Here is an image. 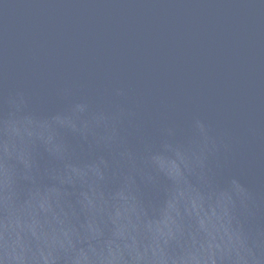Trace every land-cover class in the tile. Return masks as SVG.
<instances>
[{
    "label": "water",
    "instance_id": "obj_1",
    "mask_svg": "<svg viewBox=\"0 0 264 264\" xmlns=\"http://www.w3.org/2000/svg\"><path fill=\"white\" fill-rule=\"evenodd\" d=\"M6 178L28 264H264V0H0Z\"/></svg>",
    "mask_w": 264,
    "mask_h": 264
},
{
    "label": "clouds",
    "instance_id": "obj_2",
    "mask_svg": "<svg viewBox=\"0 0 264 264\" xmlns=\"http://www.w3.org/2000/svg\"><path fill=\"white\" fill-rule=\"evenodd\" d=\"M8 188L7 178L0 179V212L5 213L0 215V264H28V245L25 243L24 232L15 214V201L9 195ZM241 243L243 244V241ZM248 252L255 264H261V259L256 257L251 249H248ZM44 259L48 262L49 256L45 255Z\"/></svg>",
    "mask_w": 264,
    "mask_h": 264
}]
</instances>
